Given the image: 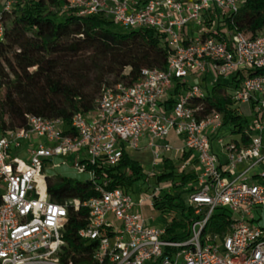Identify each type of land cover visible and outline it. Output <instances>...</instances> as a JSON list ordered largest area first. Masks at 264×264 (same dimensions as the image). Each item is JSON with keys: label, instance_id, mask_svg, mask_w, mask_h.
Returning <instances> with one entry per match:
<instances>
[{"label": "built area", "instance_id": "1", "mask_svg": "<svg viewBox=\"0 0 264 264\" xmlns=\"http://www.w3.org/2000/svg\"><path fill=\"white\" fill-rule=\"evenodd\" d=\"M15 2L0 0V41L2 13ZM240 6L241 0H62L63 9L81 16L102 14L125 27L152 28L165 35L172 54L164 68H142L131 84H105L93 110L72 116L70 131L60 119L39 115H29L25 127L0 129V264H74L61 249L68 206L51 200L46 185V170L60 166L54 158L74 152L77 172L96 181L97 195L72 202L75 210H89L77 232L88 245L76 254L84 264H264V227L253 224L264 209V29L253 37L237 29ZM239 73L245 77L232 98L246 122L237 138L216 139L222 159L212 139L222 116L202 113L193 100L218 77L231 81ZM178 80L198 83L168 106ZM143 138L153 176L172 153L183 156L181 169L195 161L188 203L198 217L186 238L168 237L135 210L129 191L110 188V178L86 170L88 164H117L124 150L140 149ZM18 150L26 161L14 155ZM161 188L146 203L152 206ZM214 210L230 215L224 234L207 227Z\"/></svg>", "mask_w": 264, "mask_h": 264}, {"label": "trees", "instance_id": "2", "mask_svg": "<svg viewBox=\"0 0 264 264\" xmlns=\"http://www.w3.org/2000/svg\"><path fill=\"white\" fill-rule=\"evenodd\" d=\"M1 17L5 26V39L0 41L2 131L25 127L29 115L58 118L64 131H70L72 116L93 110L105 84H131L142 68H164L172 54L165 35L152 28L125 27L102 14L81 16L63 9L62 0H16L11 12L2 13ZM234 26L251 37L264 29V0H241ZM15 27L25 37L12 41L8 31ZM244 77L239 73L226 85L215 82L206 86L205 96L193 100L201 103L202 113L218 111L223 125H229L234 134H239L246 122L235 112L236 102L232 98ZM189 87L186 81H175L168 106ZM242 140L248 142L246 136ZM182 158L163 157L155 174L157 182L170 180L173 184L171 188H161L152 199V208L169 216L164 228L172 239L186 238L190 223L198 217L187 194L194 189L197 172H187V167L181 169ZM86 170H96L97 179L110 178V188L126 191L134 190L144 178L140 163L126 150L117 164H88ZM80 174L86 178L46 173L51 200L68 206L61 249L63 257L71 258L74 264H84L76 254L88 249V245L77 232L87 222L89 210L84 206L75 210L72 202L97 195L96 181L89 179L87 172ZM230 221L228 212L214 210L207 227L224 234Z\"/></svg>", "mask_w": 264, "mask_h": 264}, {"label": "rangeland", "instance_id": "3", "mask_svg": "<svg viewBox=\"0 0 264 264\" xmlns=\"http://www.w3.org/2000/svg\"><path fill=\"white\" fill-rule=\"evenodd\" d=\"M8 35L12 39V41H17V40L25 37V34L22 33L17 27L8 31ZM216 82L226 85L230 82V77L229 76H220L217 78ZM196 83H198V82L193 81L190 84H196ZM237 136H238L237 134H234L231 132V127L229 125L221 126L213 134L212 139L214 140L213 141L214 150L221 156L222 159L224 156L220 152V149L216 143V139L219 137V138H222L223 140L227 141V140H230L233 138H237ZM170 140H171V142H173L172 139H170ZM145 145H146V140H141L140 144H139L140 149H138V150L129 149L130 156L140 163L142 170H143V173H144V178L138 182V184L135 186L134 190H131L129 192L131 193L133 199L136 202L135 210L140 212L142 217L148 219L153 225L159 226V227H164L169 216L165 215V214H160L157 210L153 209L152 206L146 202L148 201V195H150L152 193V190L154 188H157L158 186H160L162 188H167V187L171 188L173 184L170 180L157 182L155 176L152 175L153 168L151 165V159H152L151 151L149 148H144ZM22 154H23V152L21 150H18L14 153V155H16L19 158H21L22 160L26 161L25 160L26 158ZM80 154L83 155V153H80ZM76 155H77V152H74V153H72L66 157H55L54 161L56 163H60V166H57V167L52 168V169L48 168L46 170V173L48 175H50V174H65V175H69V176L76 177L79 179H85L86 175L78 173L76 168L74 167L75 163L77 162ZM62 161L64 163H61ZM181 164H182V162H181ZM185 166L187 167L189 165H185ZM180 167H181V165H180ZM188 169H195V168L192 165V166L187 168V172H188ZM194 186H196V184ZM187 194H189V193L187 192ZM140 201H143L145 203L143 205H139ZM255 214H256V217L259 218L260 214L258 212H256ZM253 224L255 226L264 227V209H262L261 218L259 220H254Z\"/></svg>", "mask_w": 264, "mask_h": 264}, {"label": "crops", "instance_id": "4", "mask_svg": "<svg viewBox=\"0 0 264 264\" xmlns=\"http://www.w3.org/2000/svg\"><path fill=\"white\" fill-rule=\"evenodd\" d=\"M172 140H173V142H171L174 146H176V147H178L179 145H180V140L179 139H177L176 137H172L171 138ZM141 140H146V138H143V139H141ZM147 141V140H146ZM144 148H148V147H146V145L144 146ZM135 150H138V149H135ZM128 153H129V150H128ZM179 158H182V156L181 155H178L176 152L175 153H172L171 154V158L170 159H174V160H176V159H179ZM181 161H183V158H182V160ZM189 162H188V165L189 166H187V168L188 167H190V166H194L195 165V161H194V159H189L188 160ZM192 168V167H191ZM188 170H194V169H188Z\"/></svg>", "mask_w": 264, "mask_h": 264}]
</instances>
